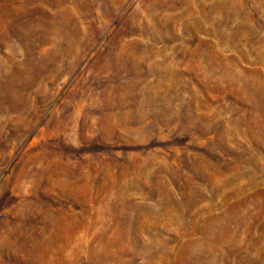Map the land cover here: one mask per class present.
Instances as JSON below:
<instances>
[{
  "label": "rangeland",
  "instance_id": "rangeland-1",
  "mask_svg": "<svg viewBox=\"0 0 264 264\" xmlns=\"http://www.w3.org/2000/svg\"><path fill=\"white\" fill-rule=\"evenodd\" d=\"M0 264H264V0H0Z\"/></svg>",
  "mask_w": 264,
  "mask_h": 264
}]
</instances>
